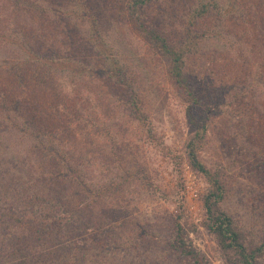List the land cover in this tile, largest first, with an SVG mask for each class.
<instances>
[{"label": "rangeland", "instance_id": "rangeland-1", "mask_svg": "<svg viewBox=\"0 0 264 264\" xmlns=\"http://www.w3.org/2000/svg\"><path fill=\"white\" fill-rule=\"evenodd\" d=\"M34 1L0 0V29L17 20L52 37L41 57L36 46L19 52L0 42V226H6L0 237H29L22 227L37 222V207L57 212L56 204L38 200L34 211L21 210L16 194H50L68 206L69 214L60 216L70 239L63 251L83 253L81 264H189L169 246L177 223L206 264H234L236 254L223 251L206 226L203 201L217 179L218 209L233 218L245 245L262 243L264 0H216L225 13L197 25L208 38L186 59L185 74L199 99L196 116L207 127L199 158L209 177L188 163L194 130L186 96L169 76L168 60L138 31L128 0H87L91 24L75 21L72 0ZM31 5L63 9L62 16L50 9L37 18ZM197 5L153 0L145 12L177 46ZM229 5L237 10L226 12ZM92 26L99 43L82 52L85 45L75 44L71 33L89 38ZM112 58L133 98L95 71ZM60 63L67 64L64 71L51 68ZM130 99L145 124L136 120ZM188 174L195 177L196 197L185 189ZM256 264H264V256Z\"/></svg>", "mask_w": 264, "mask_h": 264}, {"label": "trees", "instance_id": "trees-1", "mask_svg": "<svg viewBox=\"0 0 264 264\" xmlns=\"http://www.w3.org/2000/svg\"><path fill=\"white\" fill-rule=\"evenodd\" d=\"M72 1V4L76 7V10L73 11L75 21H81V23L87 21L89 24L94 22L93 16L92 19H90L91 13L87 7V0ZM152 1L153 0H128V10L133 16L138 31L147 38L159 55L168 60L169 76L186 96L187 106L185 112L189 124L194 130L193 135L186 146L187 160L194 171L209 177L208 171L199 158V152L204 144L207 127L200 122L196 116L199 99L186 77L185 64L186 59L195 54L196 50H198L202 40L208 38L206 33L197 32V25L209 15L217 13L218 16H220L225 13V11H223L222 7L216 0H209L206 3L203 0H198V5L191 11V14L184 24L183 41L179 45L174 46L169 42L167 37L164 36L162 32L158 31L157 27L148 20L145 10L147 5ZM73 5H71V7ZM74 6L72 9H75ZM31 7L34 9L35 17L37 18H42V14L47 13V11H50L51 9V7L46 8L41 7V5H39V7L31 5ZM226 9V12L229 13H234V11L237 10L235 5H229ZM51 10H54L58 15L62 16L60 11H63V9L61 10L55 7V9ZM68 12L69 11L67 10V13ZM27 14L31 15V12H27ZM11 22V27L0 29V42H5L10 46L14 45L13 47L19 52H24L26 49L33 52L34 46H36L38 49H34V51L39 52V54H37L39 57L41 55L40 50H42L43 46L50 41L51 35L48 36V33L44 28H33L34 30L29 28L26 30L25 27H20L17 20ZM67 23H70L69 20H67ZM94 28L95 27L92 26V29ZM96 31L97 30L94 29V34L92 33L89 38L84 36H82V38L78 37L77 32L75 31L74 33H70L76 36V40L73 41L75 44L85 45V47L81 46V50L84 52L89 49V44L90 46H93L94 42H98L95 37L97 35ZM19 33L23 36L21 40L12 38V36L19 35ZM42 39L43 41H41ZM75 50L77 51L78 48L75 47ZM30 52H28V54ZM103 63L104 62H102V66L99 67L97 65L95 67V71L99 72L98 75L106 78L109 82L111 81L118 89L128 92L129 97L133 98V88L130 83L125 80L124 72L119 61L112 58V62L109 63L107 67L106 65L103 66ZM2 65L3 67L5 66L4 63ZM65 65L67 64L60 63L58 66H51V68L64 71L67 68ZM69 68L72 70L71 65H69ZM89 68L90 67L88 66L86 69ZM48 69L44 71V73L49 74V78H51L50 75L53 74ZM79 69L80 67L78 70ZM84 69L85 68H81L78 72L83 73V71L85 72ZM51 80H53V78H51ZM133 100L135 99H130L129 103L135 111L133 114L138 122L145 124L147 120L144 118L140 107H137ZM46 129L49 130V127ZM211 183L214 187V191L210 192L203 201L204 211L208 222L206 225L207 229L215 236L223 251H233L236 254L234 264H256L258 259L264 256V241L255 246H247L244 244V239L241 236L240 231L235 227L233 218L217 207V203L221 198L220 183L217 179H211ZM0 190H3V188ZM15 197L14 202L20 203V208L24 211H26L27 208L30 211H34L36 209V205H33L35 200L44 203L45 207H52L49 202L54 203L58 208L56 213L53 210V214H49L47 209L42 208L43 210H41L40 207H37L39 212V219L37 222L22 227V229L28 233L29 237H15V233L10 239L0 237V264H81V260L79 259L84 258L85 255L83 253H67L66 251H63L66 249L65 245H67V240L70 239H68V233H65L62 226H60L62 221L60 216L69 214L68 206L61 205L60 200L58 201V197H52L50 194L47 196H42L40 194L22 195V199H18L16 194ZM0 227L1 229H4L6 226L3 225ZM169 246L179 253L181 259H185L189 264H206L203 257L192 247L187 232L178 223L175 224L174 241L172 244H169ZM71 247L73 250L75 249L73 243L71 244Z\"/></svg>", "mask_w": 264, "mask_h": 264}, {"label": "built area", "instance_id": "built-area-1", "mask_svg": "<svg viewBox=\"0 0 264 264\" xmlns=\"http://www.w3.org/2000/svg\"><path fill=\"white\" fill-rule=\"evenodd\" d=\"M195 184V177H193L192 174H188L185 181V189L187 194L191 195L192 197H196L198 192Z\"/></svg>", "mask_w": 264, "mask_h": 264}]
</instances>
